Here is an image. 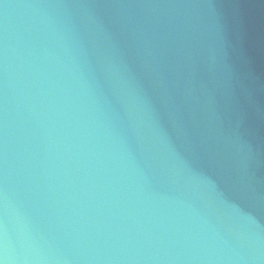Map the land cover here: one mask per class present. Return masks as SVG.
<instances>
[{"label":"water","instance_id":"95a60500","mask_svg":"<svg viewBox=\"0 0 264 264\" xmlns=\"http://www.w3.org/2000/svg\"><path fill=\"white\" fill-rule=\"evenodd\" d=\"M0 264H264V0H0Z\"/></svg>","mask_w":264,"mask_h":264}]
</instances>
